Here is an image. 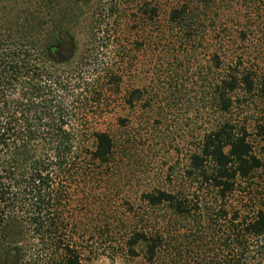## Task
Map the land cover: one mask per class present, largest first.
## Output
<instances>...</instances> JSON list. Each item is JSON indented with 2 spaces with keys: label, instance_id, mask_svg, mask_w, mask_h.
<instances>
[{
  "label": "trees",
  "instance_id": "obj_1",
  "mask_svg": "<svg viewBox=\"0 0 264 264\" xmlns=\"http://www.w3.org/2000/svg\"><path fill=\"white\" fill-rule=\"evenodd\" d=\"M151 50L206 54L214 116L188 188L142 195L174 222L126 226L119 244L147 264H264V208H227L261 166L234 116L257 98L264 147V0H0V264H88L97 238H116L117 148L129 140L107 124L125 72ZM143 93L130 88L125 105ZM178 223L188 230L172 236Z\"/></svg>",
  "mask_w": 264,
  "mask_h": 264
},
{
  "label": "rangeland",
  "instance_id": "obj_2",
  "mask_svg": "<svg viewBox=\"0 0 264 264\" xmlns=\"http://www.w3.org/2000/svg\"><path fill=\"white\" fill-rule=\"evenodd\" d=\"M158 52L151 50L145 57V66L132 73L129 66L115 110V116L124 124L117 122L116 117L107 124L114 136L129 140L117 148V175L111 197L117 240L110 242L104 234L97 238L88 264H147L140 247L132 256L127 246L119 244V233L126 226L130 232L145 226L164 230L174 222L168 221L169 213L164 209L149 208L142 195L188 188L191 182L185 172L189 156L197 150L199 139L214 116L206 54L198 50L173 58L166 50ZM138 87L144 92L143 99L130 108L125 105V96L130 88ZM256 99L243 100L234 118L247 125L248 140L261 166L248 178L238 180L237 190L228 198L230 212L236 208L246 212L264 208V147L256 135L255 127L261 117ZM177 227L182 231L172 236L188 230L186 224L178 223Z\"/></svg>",
  "mask_w": 264,
  "mask_h": 264
}]
</instances>
